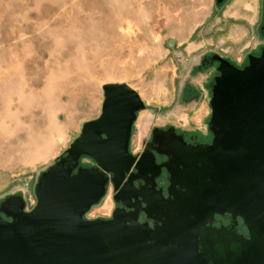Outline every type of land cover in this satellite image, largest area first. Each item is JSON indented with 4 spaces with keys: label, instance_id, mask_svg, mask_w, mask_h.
Wrapping results in <instances>:
<instances>
[{
    "label": "rangeland",
    "instance_id": "1",
    "mask_svg": "<svg viewBox=\"0 0 264 264\" xmlns=\"http://www.w3.org/2000/svg\"><path fill=\"white\" fill-rule=\"evenodd\" d=\"M262 45L264 0H0V204L33 205L37 175L98 115L104 83H125L143 101L133 153L149 151L159 166L156 132L207 142L218 60L241 67ZM129 172L135 187L150 181ZM112 205L107 186L86 216Z\"/></svg>",
    "mask_w": 264,
    "mask_h": 264
},
{
    "label": "water",
    "instance_id": "2",
    "mask_svg": "<svg viewBox=\"0 0 264 264\" xmlns=\"http://www.w3.org/2000/svg\"><path fill=\"white\" fill-rule=\"evenodd\" d=\"M217 71L210 139L170 144L156 165L168 184L159 205L125 210L113 195L121 206L109 218H87L108 184L132 185L130 168L139 175L143 165L128 149L143 101L125 83L101 85L98 115L37 175L33 205L1 202L0 264H264V52L241 67L219 59Z\"/></svg>",
    "mask_w": 264,
    "mask_h": 264
},
{
    "label": "flooded vegetation",
    "instance_id": "3",
    "mask_svg": "<svg viewBox=\"0 0 264 264\" xmlns=\"http://www.w3.org/2000/svg\"><path fill=\"white\" fill-rule=\"evenodd\" d=\"M262 46L264 47V45H262ZM132 130H133V127L131 126L129 143H128L129 152L134 154L135 161L138 160V158L141 157V155H142L141 160L143 161V165L141 166V164H140L142 169H141V171H139L140 174L138 175V177L148 178L151 181V183L149 181V183L147 185H144L141 187L142 189L135 187L133 185V184H135V182L132 185H130L128 183L122 185V182H121L115 189H113V187L110 184H108V186L111 189V199H112L113 195H116L118 198L123 199V201L125 203L124 204L125 210H130L134 205H139V207H146V209L150 208L151 206H152V208H155V206L159 205L160 194L163 197H165V191L164 190L160 191L158 189L160 187L158 184L160 183V179L165 177L166 171H165L164 167H157L156 163H154V165H152V166H151V163L146 165L145 162H147V160L152 159V157H150L151 153L149 151H142L141 150V151H137L136 153H133L131 151L130 142H131ZM178 139L180 140V137H177L176 135H172V134L171 135L170 134L165 135V134L156 132V134L154 135V141L156 143V147L159 151H161L163 153L166 152V150L170 146V144L172 145V144H175L176 142H178ZM200 143H202V142H200ZM82 160L83 161L84 160L89 161L88 164L91 162L90 159L84 158V157L81 158V161ZM166 160H167V156L164 157L163 162H165ZM156 174H157V176H156L157 178L153 179L156 182V185H154V189H152V188H150L151 184H152V178H150V176L154 175V177H155ZM142 196H143L144 200H147V202L142 200L143 199ZM112 203H113V205L109 211V214L108 215H102L101 217L109 218L111 215L112 209L116 206H121L120 203H115L113 201V199H112ZM1 216H2V214H1ZM85 216H86V214H85ZM94 217H98V216H92V217H87V218H94ZM215 218H216V220H219L218 216H216ZM138 220L139 221L144 220V216H143L142 212H140L138 214ZM237 221H238V225L236 226L237 230L243 231V227L240 228V226H239V223H240L239 219ZM147 222L149 225L151 224L150 220H147ZM223 222H224V220H223Z\"/></svg>",
    "mask_w": 264,
    "mask_h": 264
},
{
    "label": "bare ground",
    "instance_id": "4",
    "mask_svg": "<svg viewBox=\"0 0 264 264\" xmlns=\"http://www.w3.org/2000/svg\"><path fill=\"white\" fill-rule=\"evenodd\" d=\"M141 167V166H140ZM125 196V195H124Z\"/></svg>",
    "mask_w": 264,
    "mask_h": 264
}]
</instances>
